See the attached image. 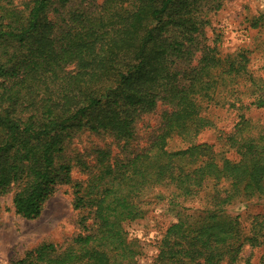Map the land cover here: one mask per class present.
I'll use <instances>...</instances> for the list:
<instances>
[{"label": "trees", "instance_id": "1", "mask_svg": "<svg viewBox=\"0 0 264 264\" xmlns=\"http://www.w3.org/2000/svg\"><path fill=\"white\" fill-rule=\"evenodd\" d=\"M223 1L0 0V198L12 193L33 220L72 185L82 212L69 245L42 244L17 264H140L125 224L156 201L176 222L152 264H240L245 246L264 249V123L249 116L264 109V59L207 43ZM159 104L160 127L141 146L136 123ZM211 107L236 115L219 132L226 150L200 139L215 127ZM85 132L120 151L69 156ZM246 202L262 207L248 227L227 212Z\"/></svg>", "mask_w": 264, "mask_h": 264}, {"label": "rangeland", "instance_id": "2", "mask_svg": "<svg viewBox=\"0 0 264 264\" xmlns=\"http://www.w3.org/2000/svg\"><path fill=\"white\" fill-rule=\"evenodd\" d=\"M210 21L206 28L207 43L217 46L222 53H230L238 48L252 49L253 57L258 65L264 59V0H224L221 9L208 14ZM165 107L161 104L152 112L143 115L136 123L139 136L138 144L144 146L148 137L160 127L161 117ZM214 128H208L201 134V141L215 144L216 149L226 150L219 139L221 130H232L236 115L222 107H211L207 111ZM249 116L264 123V109H253ZM173 147L178 146L179 139L172 141ZM120 144L109 135H97L91 132L78 134L70 145L68 154L77 157L86 155L93 162V150L110 148L114 154L120 151ZM229 157L235 158L231 152ZM75 162V161H74ZM75 181H84L87 175L80 167L75 166L73 172ZM262 211V207L251 203H239L228 207L231 216H242L245 226L250 225L254 214ZM82 212L74 207L73 187L61 186L47 203L42 215L33 220L25 219L16 214L13 206V194L0 198V264H17L29 250L42 244L53 243L58 246L69 245L73 238L81 232L79 225ZM176 222V217L168 210L162 201H156L143 219L125 224L129 236L137 239L143 254L140 264H152L157 257L158 243L167 228ZM264 253L263 248L245 246L242 261L250 259L259 264Z\"/></svg>", "mask_w": 264, "mask_h": 264}]
</instances>
